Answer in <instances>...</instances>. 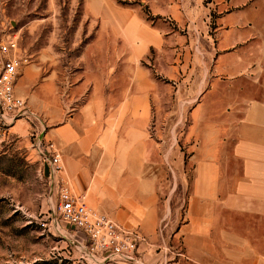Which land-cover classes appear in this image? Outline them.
I'll return each mask as SVG.
<instances>
[{
  "label": "crops",
  "instance_id": "1",
  "mask_svg": "<svg viewBox=\"0 0 264 264\" xmlns=\"http://www.w3.org/2000/svg\"><path fill=\"white\" fill-rule=\"evenodd\" d=\"M203 1L191 5L187 0L188 5L182 0L179 5L169 0L157 10L178 25L193 24L200 43H207L202 32L208 7L219 15L213 53H200L199 68L187 70L193 61L188 58L165 71L172 80L183 67L177 92L197 100L185 133L191 175L182 221L173 233L178 252L168 261L141 245L136 264H264V0ZM90 2L88 13L99 19L101 31H113L129 47L125 57L131 81L113 96L111 54H105L110 38H96L108 64L103 59L94 66L97 74L85 72L78 86H90L89 98L73 116L64 117L58 106L52 110L43 95L39 109L49 123L57 122L46 136L62 157L60 179L86 189L88 207L152 236L163 170L156 148L148 150L145 144L150 106L144 98L143 69L136 62L167 36L161 25H149L136 10L112 7L109 0ZM35 73L36 67L28 66L16 81L15 93L24 100L31 96ZM48 85L45 81L41 86ZM179 161L183 157L173 161L174 168ZM109 204L122 208L114 212Z\"/></svg>",
  "mask_w": 264,
  "mask_h": 264
},
{
  "label": "rangeland",
  "instance_id": "2",
  "mask_svg": "<svg viewBox=\"0 0 264 264\" xmlns=\"http://www.w3.org/2000/svg\"><path fill=\"white\" fill-rule=\"evenodd\" d=\"M109 1L112 7L136 10L149 25L158 23L167 36L165 42L151 46L136 62V67L143 69L144 98L150 106L144 126L145 144L148 150L156 148L163 170L157 189L160 209L153 235L143 234L137 225H128L142 239L136 261L131 263L118 258L106 261L93 255L79 231L66 225L57 214V185L51 180L48 166L37 148L38 131L36 121L31 118L22 120L20 127L13 126L11 137L0 141V264H136L141 259V245L161 252L168 261L177 255L178 242L173 233L182 221L191 175L185 133L189 129V112L197 100L177 92L176 84L183 80V67L172 80L166 77L165 71L171 65L182 66L188 58L193 61L187 70L199 68L200 53H213L219 13L208 7L207 27L202 32L203 36L207 34V43H200L193 24L178 25L157 11L166 7L169 0ZM173 1L182 5V0ZM90 3V0H0V38L14 34L20 51L28 57L18 78L26 67H36L31 96L25 101L29 110L40 117L47 140V132L57 122L49 123L39 109L44 94L48 95L52 110L58 106L64 117L73 116L90 93V86L79 89V82L86 71L94 72L95 64H103V59L108 64V53L111 54L113 96L118 97L120 85H129L131 81V68L125 57L129 47L113 31L106 34L101 31L99 19L88 13ZM188 3L194 5L195 0ZM180 9L183 11L182 6ZM104 35L110 38L105 57L103 45L100 41L95 43L96 38ZM45 81L49 84L46 89L41 86ZM182 157L179 168H174L173 161ZM57 178L60 179L59 174ZM68 186L73 193L83 195L88 204L90 196L86 189L73 183ZM107 207L114 212L122 208L112 204ZM91 209L99 212L97 208ZM115 222L125 224L121 220Z\"/></svg>",
  "mask_w": 264,
  "mask_h": 264
},
{
  "label": "built area",
  "instance_id": "3",
  "mask_svg": "<svg viewBox=\"0 0 264 264\" xmlns=\"http://www.w3.org/2000/svg\"><path fill=\"white\" fill-rule=\"evenodd\" d=\"M27 60L14 34L0 38V141L11 137V129L18 120L33 118L38 131L37 148L48 166L51 180L57 185L55 208L60 219L79 231L81 240L93 255L106 261L116 258L130 263L136 261L137 248L142 240L138 231L92 210L83 195L73 193L68 183L57 178L62 170L61 154L51 140L44 138L45 127L40 117L32 113L26 101L15 93L17 78Z\"/></svg>",
  "mask_w": 264,
  "mask_h": 264
}]
</instances>
